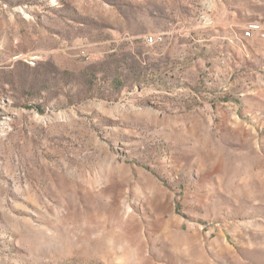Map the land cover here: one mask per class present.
I'll list each match as a JSON object with an SVG mask.
<instances>
[{
    "label": "rangeland",
    "instance_id": "obj_1",
    "mask_svg": "<svg viewBox=\"0 0 264 264\" xmlns=\"http://www.w3.org/2000/svg\"><path fill=\"white\" fill-rule=\"evenodd\" d=\"M0 264H264V0H0Z\"/></svg>",
    "mask_w": 264,
    "mask_h": 264
},
{
    "label": "built area",
    "instance_id": "obj_2",
    "mask_svg": "<svg viewBox=\"0 0 264 264\" xmlns=\"http://www.w3.org/2000/svg\"><path fill=\"white\" fill-rule=\"evenodd\" d=\"M251 28L253 29V28H255V27H254V26H252ZM146 41H147L148 43H153V42H154V40H153V37H152V36H148V37L146 38Z\"/></svg>",
    "mask_w": 264,
    "mask_h": 264
}]
</instances>
